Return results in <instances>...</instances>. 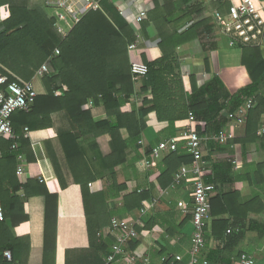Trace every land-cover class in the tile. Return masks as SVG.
Instances as JSON below:
<instances>
[{"label": "trees", "instance_id": "1", "mask_svg": "<svg viewBox=\"0 0 264 264\" xmlns=\"http://www.w3.org/2000/svg\"><path fill=\"white\" fill-rule=\"evenodd\" d=\"M152 2L141 28L145 31L151 23L155 25L159 38L157 46L161 52L156 59L148 58L139 49L129 53L128 46L137 40L138 33L129 25L116 27L101 10L83 15L63 37L57 30L56 21L43 13L18 7L7 8L8 15L3 19L0 31V74L7 81L0 89L13 81L29 82L44 62H48L50 70L42 78L46 96L35 98L28 112H16L11 117L12 127L20 136L18 150L11 151L10 143L0 138V187L3 181L13 185H8L12 187V193L5 191L2 195L0 192V264H26L29 251V236L16 237L12 232L27 220L23 200L16 193L22 189L24 199L28 198L31 195L29 188L37 184L30 180L21 186L16 179V170L20 165L17 155L23 156L22 145L26 143L19 128L22 124L28 125L32 131L50 128L52 116L59 113L68 122V127L58 132V138L73 181L80 190L89 245L103 250L97 242L102 222L98 210H103L102 205L108 199L119 196L126 189L125 185L118 183V174L128 161L130 149L137 153L142 149L140 144L142 133L147 128V116L154 113L159 122H166L170 137H174L177 134L174 124L187 120L191 113L193 124L197 123L193 128L200 136H215L228 124L238 123L236 111L253 97V107L245 120V136L224 144L215 141H207L206 144L219 153L239 145L242 155L238 173L233 172L232 161L227 159L210 164L212 173L208 178L203 175L204 182L214 186V195L209 199L213 219L210 237L217 245L202 258L208 264H237L238 258L245 253L238 252L233 259L224 253L234 251L249 232L259 239L264 237L261 220L250 224L246 222L249 212L256 210L254 207L259 199L240 203L237 192L221 193L218 190V185L228 182L234 174L250 179L247 146L264 141V135L257 133L264 123V54L258 47L240 48L241 65L251 83L234 94H229L217 78L198 87L195 77L190 75L183 87L176 49L198 41L202 52L209 51L214 23L205 18L206 8L198 0ZM5 4L7 0H0V20ZM229 6L228 0L215 2L220 14H225ZM175 13L177 17L173 20ZM184 26L186 28L183 29ZM56 50L57 55L54 54ZM132 60L147 66L148 72L143 78L134 79L130 66ZM204 62L208 71V57H204ZM56 90H62L61 96H54ZM138 97L140 104L137 106L135 100ZM89 100H93L94 106L102 105L104 119L94 120L91 108L87 107ZM102 136L107 137L108 151L105 154L98 143ZM154 148L144 149L143 156H151ZM192 160L181 148L167 153L163 158L164 171L156 178L159 188L165 189L181 165H190ZM263 170L264 162L254 164L253 174L258 184ZM99 178L105 180L106 186L101 192L91 194L89 185ZM38 186L41 189L37 192L45 198L43 251L44 264H47V256L53 257L55 253L58 198L48 193L43 185ZM150 198L146 192H127L122 198V210H138ZM7 220L10 226L6 224ZM227 230L230 233H226ZM129 244L131 251L138 246L137 241ZM5 251L10 253L9 260L3 256Z\"/></svg>", "mask_w": 264, "mask_h": 264}, {"label": "crops", "instance_id": "2", "mask_svg": "<svg viewBox=\"0 0 264 264\" xmlns=\"http://www.w3.org/2000/svg\"><path fill=\"white\" fill-rule=\"evenodd\" d=\"M60 1L63 0H7L0 20V31L2 29V21L8 15V7L36 10L43 13L47 18L56 21V11L53 12L52 7L56 6ZM96 1L99 4L98 10H101L116 27L126 25L133 27L138 33L136 34L137 49L141 53L147 54L150 59H156L161 56L157 46L159 38L155 25L151 23V27L143 31L141 23H134V18L139 12L152 7L153 0ZM198 1L202 2L206 8L205 18H209L214 23L210 42L213 48L211 47L207 52H202L198 41H192L176 49L180 61L183 87L187 83L185 82L186 78L190 75L195 77L198 87L206 85L214 78H217L229 94H234L251 83L245 68L241 65L242 49H240L241 47L232 48L228 46L227 38L222 34L216 20L213 18L214 12H218L217 8H215L217 0ZM236 1L238 0H228L229 3ZM253 1L259 10L264 11V0ZM65 14L66 17L64 16L65 20L62 25L67 35L74 25L71 23L70 16L67 13ZM176 17L177 13L173 15V20ZM262 53L264 54V51ZM204 57H208V71H206ZM39 68L29 81L36 92V98L47 94L43 84V77L37 75ZM61 94L62 90L54 91V96L56 97L61 96ZM147 96L150 98L149 94ZM87 103V107L91 108L90 112L95 121L105 118L102 105L94 106L93 100H89ZM135 104L137 106L140 104V97L135 100ZM52 120V127L47 129L32 131L28 125L24 124L19 128L20 135L23 136L26 143L22 145L24 156L22 163L23 175L20 178L16 174V179L21 186L30 180L37 182L32 188H29L30 197L24 199L22 189L16 193V196L23 200V210L27 220L14 228L12 232L16 237L29 236V251L26 264H44L45 198L37 192L41 189L38 185H43L48 193L55 194L58 198L55 253L53 257L52 255L47 256V264H103L116 242L115 233L110 228L112 218L132 223L138 235L137 239L134 240L138 242V246L133 251L130 250V244L126 248L128 253L135 258V262L131 263L121 259L115 264H163L161 262L163 257L168 258L176 255L181 256V262L187 263L191 247L192 182L194 178L192 175H188L186 178H181L177 181V177L182 167H188L189 164L181 165L179 170L173 174L170 184L165 189H160L156 178L164 171L163 158L166 153L156 156L152 154L149 157L143 156L144 149L150 146L156 147L159 141L170 137L167 123L159 122L154 113L147 116V128L142 133L140 144L142 149L139 153L132 148L130 149L128 161L118 174V183L125 185L126 189L119 196L108 199L102 205L103 210H98L101 212L102 222H100L101 227L97 232V242L104 249L96 250L89 245L86 217L80 190L73 181L58 138V132L67 128L68 122L64 115L60 113L53 115ZM188 123L187 120L176 122L174 126L177 134L174 137L179 136L184 128L189 125ZM196 125L197 123L193 124L192 127ZM199 125L203 127V124ZM25 128H27L26 134L24 132ZM223 131L232 134L233 139H241L245 136V122L230 123ZM98 141L100 150L105 154L108 151L107 137L102 136ZM82 142L86 143L87 141ZM182 143L183 141L180 142L181 145ZM206 144L207 142L203 144L201 152L202 160L203 162L205 161L203 166L204 177L206 175L208 178V175L212 173L210 164L227 159L232 161L233 172L238 173L242 155L239 145H234L230 151L219 153ZM247 148V152L249 151L247 162L251 169L250 179H245L242 174V176L234 174V176H230L231 178L228 182L220 183L218 190L221 193L237 192L240 203L258 198L259 201L254 207L256 210L249 212L246 222L251 223L261 220L264 224V170L261 178H258L259 184L253 174L254 164L264 162V141H258L253 146H247ZM1 183L0 192L2 195L5 194V191L12 193V187L8 186H13L12 183L9 184L7 181ZM105 186V180L99 178L89 185L90 193L97 194ZM131 191L149 193L151 198L143 202L140 209L126 212L122 210V198L127 192ZM212 195H214V192ZM212 220L211 217L205 233L206 244L202 256L207 255L217 245L215 240L210 237ZM6 224L10 226L9 220L6 221ZM238 252L251 256L254 264H264V237L259 239L255 234L249 232L239 241L234 251H227L224 255L233 259Z\"/></svg>", "mask_w": 264, "mask_h": 264}, {"label": "built area", "instance_id": "3", "mask_svg": "<svg viewBox=\"0 0 264 264\" xmlns=\"http://www.w3.org/2000/svg\"><path fill=\"white\" fill-rule=\"evenodd\" d=\"M55 12L57 22V29L63 37L66 36L64 32V22L67 13L71 18V23L75 25L80 18L89 11H96L99 9V4L96 0H63L52 7ZM63 14H62V13ZM147 15V10L139 12L134 18L135 24L142 23ZM213 18L216 20L222 34L228 40L229 47H243L252 46L258 47L264 51V11L257 8L253 0H238L231 2L225 14L214 12ZM137 49V40L128 46V52L132 53ZM55 55L58 54L56 50ZM131 73L134 79L143 78L147 72V66L139 61L132 60L130 63ZM48 62L42 64L37 71V75L43 77L49 72ZM7 78L0 74V86L6 83ZM36 92L30 82L13 81L7 83L4 88L0 89V138L5 139L10 143L9 149L16 151L19 148V136L15 133L11 117L16 112H28L34 103ZM253 97L247 99L244 104L236 111V118L238 123H244L248 111L253 107ZM187 121L188 126L184 128L181 134L177 137H168L159 141L153 149V154L156 156L162 153L175 152L178 148L184 150L189 154L193 160L188 167H182L177 181L181 178H186L188 175L193 176L192 182V202L193 209L191 212L192 232L190 234L191 247L189 250V260L186 264H208V261L202 258V253L205 249V232L211 220L209 199L214 191L212 184H207L203 180V166L202 160V146L207 141H215L225 143L233 139L232 134L225 131L218 135L200 136L193 125V116L190 113ZM25 134L27 128L24 129ZM258 135H264V123L258 130ZM183 141L182 145L180 142ZM1 157V153H0ZM18 165L16 174L20 178L23 175L24 157L17 155ZM111 231L115 233V244L112 246L110 254L107 255L103 264H115L121 259L134 263L135 258L128 253L127 245L137 239V232L134 225L130 222L111 219ZM226 233H230L227 230ZM3 256L10 259V253L5 251ZM181 256L163 257L161 262L163 264H175L181 262ZM237 264H254V260L247 254H242L238 258Z\"/></svg>", "mask_w": 264, "mask_h": 264}]
</instances>
